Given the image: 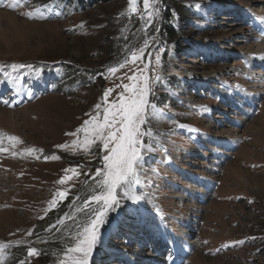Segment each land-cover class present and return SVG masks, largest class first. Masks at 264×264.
<instances>
[{"label":"rangeland","instance_id":"374dc122","mask_svg":"<svg viewBox=\"0 0 264 264\" xmlns=\"http://www.w3.org/2000/svg\"><path fill=\"white\" fill-rule=\"evenodd\" d=\"M176 1L187 13L167 14L163 0L155 22L178 37L157 40L164 49L152 97L159 115L147 125V183L137 186L145 200L109 215L90 264H264V0ZM9 2L0 5V65L33 68L0 71V81L5 73L19 78L0 83V96L12 98L18 88L19 101L0 104V243L9 245L0 264H60L99 167L98 155L72 147L76 137L66 133L120 83L127 67L115 75L105 69L142 46L146 34L128 0L86 10L72 0L68 7V0H28L16 9ZM37 8L50 18H27ZM111 44L122 49L114 58ZM61 144L69 147H55ZM67 169L72 179L60 184ZM59 190L75 200L60 217L67 199L49 209ZM30 247L38 254L29 257Z\"/></svg>","mask_w":264,"mask_h":264},{"label":"snow or ice","instance_id":"6c2138e0","mask_svg":"<svg viewBox=\"0 0 264 264\" xmlns=\"http://www.w3.org/2000/svg\"><path fill=\"white\" fill-rule=\"evenodd\" d=\"M4 2L5 0H0V5ZM27 2L28 0H10L7 6L16 9ZM162 2L163 0H128L129 11L143 22L142 30L146 38L142 46L128 49L123 62L105 69V72L115 75L120 69L127 67V71L117 77L120 83H114L112 87L104 89L99 102L94 105L95 111L86 113L88 119L84 120L74 132L66 133L68 136L76 137L72 141V147L83 146L85 152L94 156L98 155L99 167L91 173L89 184L92 188L91 194L77 209L78 212L84 213L85 219L77 226L75 241L64 251V258L60 264H90V257L100 230L108 222L109 215L118 214L129 202L134 204L145 200L143 194H138L137 186L147 183L146 179L142 180L143 169L146 166L148 153L153 150L152 145L147 143V137L150 135L147 125L150 119L159 115L156 111L158 106L153 102L152 97L156 95L155 85L162 80L159 74L162 65L160 53L164 49L157 45L160 28L155 26L157 20H162V12L166 10L161 8ZM140 4L142 7L139 6ZM43 9L48 12L52 11L47 4L43 6ZM43 9L37 8L35 14L29 11L25 15L29 19L50 18L45 15ZM169 11L174 16L176 15L174 9ZM149 29L153 30L151 35H147ZM149 65H152L153 75H145L149 70ZM4 68L16 70L33 68V65L16 63L0 65V71ZM100 75L103 76L104 73ZM5 77L6 79L0 83L8 85L18 83L19 78L14 81L9 73H5ZM12 93V98L0 96V104L8 107L16 106L19 101L15 100L14 96L18 93V88H13ZM30 94L31 89H29ZM179 127L182 128L184 125H179ZM9 139L16 140L17 138L9 137ZM55 147L67 148L69 145L61 144ZM2 150L0 148V151ZM26 151L30 153L32 150ZM50 158L59 159L55 155ZM69 171L73 169L65 170L66 174L59 181L60 184L72 179L67 175ZM76 175L78 176L79 173ZM67 198V190L57 191L49 202V209L55 208L58 203ZM76 199L79 197L77 196ZM32 234L31 231L27 233L29 236ZM237 243L242 244L244 241ZM8 246L0 243V253ZM35 254H38L36 248H28L29 257ZM19 264H25V260H20Z\"/></svg>","mask_w":264,"mask_h":264},{"label":"trees","instance_id":"16d2710c","mask_svg":"<svg viewBox=\"0 0 264 264\" xmlns=\"http://www.w3.org/2000/svg\"><path fill=\"white\" fill-rule=\"evenodd\" d=\"M52 1L53 0H47L48 4L52 3ZM70 1L71 0H68V3H66L67 7L71 5V4H69ZM72 1L76 3L75 6H78V8H77L78 10H81V9L86 10L91 6V4L99 2V1L102 2L104 0H72ZM164 3L168 7V9H167L168 12L166 11L167 14L169 13L170 8L178 9L180 14H182V15H184L185 12L187 13L186 8L184 6L177 5L176 0H164ZM132 23H135V22L133 21ZM160 36H162L163 38H166V39L177 40L178 33L176 30H174L172 27L166 25V23H165L160 28ZM129 38L132 39L133 36H130ZM118 45H119L118 47L115 46L114 48H113L114 45H112V44L110 45V47H112V51L109 52L110 57L114 58L120 54L122 49H121L120 44H118ZM86 182H87V180H86ZM85 188L87 189V187H85ZM73 201H75L73 198L68 197L65 202L60 204V209L58 211V213L60 214L59 217L62 216L63 214H65L63 210L65 209L66 205H71ZM48 224H46L44 227L48 226Z\"/></svg>","mask_w":264,"mask_h":264},{"label":"bare ground","instance_id":"6f19581e","mask_svg":"<svg viewBox=\"0 0 264 264\" xmlns=\"http://www.w3.org/2000/svg\"><path fill=\"white\" fill-rule=\"evenodd\" d=\"M1 119V118H0ZM108 256H110V255H108ZM100 259H103V258H100Z\"/></svg>","mask_w":264,"mask_h":264}]
</instances>
